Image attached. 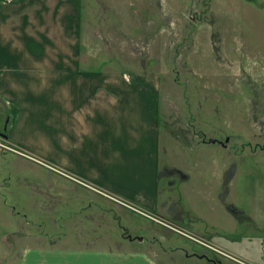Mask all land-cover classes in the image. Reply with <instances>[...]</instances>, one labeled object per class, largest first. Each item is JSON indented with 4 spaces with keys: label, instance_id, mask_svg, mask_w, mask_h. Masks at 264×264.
Instances as JSON below:
<instances>
[{
    "label": "rangeland",
    "instance_id": "obj_1",
    "mask_svg": "<svg viewBox=\"0 0 264 264\" xmlns=\"http://www.w3.org/2000/svg\"><path fill=\"white\" fill-rule=\"evenodd\" d=\"M52 1L57 38L60 19L77 13L78 69L159 76V207L150 214L160 223L100 190L101 199L120 208L98 205L105 215L120 214L115 233L142 237L154 264H264V0ZM46 70L47 63L38 71ZM8 107L0 98L4 134ZM3 151L40 165L12 168L7 161L3 171L9 180L0 191V264H15L22 245L51 243L45 220L52 199L29 190L21 174L48 170L84 187L53 171L64 172L46 156L0 137ZM54 198L63 204L62 194ZM129 242L114 245L136 246Z\"/></svg>",
    "mask_w": 264,
    "mask_h": 264
},
{
    "label": "crops",
    "instance_id": "obj_2",
    "mask_svg": "<svg viewBox=\"0 0 264 264\" xmlns=\"http://www.w3.org/2000/svg\"><path fill=\"white\" fill-rule=\"evenodd\" d=\"M40 1L0 2V98L9 105L10 120L1 139L35 156H46L49 164L60 166L65 174L146 214L157 212L158 74L78 69L77 13L60 19L57 38L54 1ZM45 63L47 70L38 71ZM7 161L14 164L12 168L21 162L40 167L0 152V191L9 180L3 174L9 169ZM20 178L32 183L28 189L34 194L52 199L53 213L45 220L51 243L22 245L15 264H154L153 253L141 247L142 237L133 240L124 232L115 233L120 214L99 211L98 205L111 202L92 189L74 186L48 170ZM60 194L63 204L54 198ZM35 201L31 199V206H37ZM111 207L113 212L120 211L117 205ZM58 209L62 215L55 214ZM0 227L3 241V214ZM121 238L136 246L114 245Z\"/></svg>",
    "mask_w": 264,
    "mask_h": 264
},
{
    "label": "built area",
    "instance_id": "obj_3",
    "mask_svg": "<svg viewBox=\"0 0 264 264\" xmlns=\"http://www.w3.org/2000/svg\"><path fill=\"white\" fill-rule=\"evenodd\" d=\"M52 168H53V167H52ZM52 168H51V169H52ZM53 171H55L56 173H59V174L63 175L64 177H68L69 179H72L73 181L77 182L78 184H80V185H82V186H84V187H87V188H89V189H92V190H94L95 192H97V193L103 195V192H101V191L98 190L97 188H93L92 186H90V185H88V184H85V183L81 182L80 179H78V178H76V177H74V176L71 177V176H69L68 174H65L64 172L60 171L59 169H53ZM104 194H105V193H104ZM113 200L117 201L118 203H120L121 205H123V206H125V207H128L130 210H133V211H135V212H137V213H139V214H142L143 216H146V217L151 218L152 220H154V221H156V222H159V221L157 220V218L152 217V216L149 215V214H146V213L143 212L142 210H140V209H138V208H136V207H134V206H132V205L126 203L125 201H122V200H119V199H115V198H113ZM150 216H151V217H150ZM159 223H160V222H159Z\"/></svg>",
    "mask_w": 264,
    "mask_h": 264
},
{
    "label": "flooded vegetation",
    "instance_id": "obj_4",
    "mask_svg": "<svg viewBox=\"0 0 264 264\" xmlns=\"http://www.w3.org/2000/svg\"><path fill=\"white\" fill-rule=\"evenodd\" d=\"M212 264H215V263L212 262Z\"/></svg>",
    "mask_w": 264,
    "mask_h": 264
}]
</instances>
